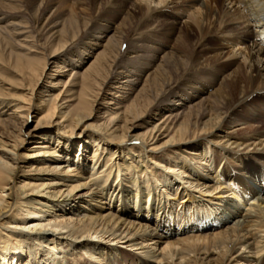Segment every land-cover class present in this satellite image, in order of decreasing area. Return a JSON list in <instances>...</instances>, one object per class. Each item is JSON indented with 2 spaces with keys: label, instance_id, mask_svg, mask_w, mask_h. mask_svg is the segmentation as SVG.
I'll list each match as a JSON object with an SVG mask.
<instances>
[{
  "label": "bare ground",
  "instance_id": "6f19581e",
  "mask_svg": "<svg viewBox=\"0 0 264 264\" xmlns=\"http://www.w3.org/2000/svg\"><path fill=\"white\" fill-rule=\"evenodd\" d=\"M88 1L74 0L64 16L52 18L56 11L45 6V0H37L36 21L32 22L22 0H0V125L7 131L6 116L22 120L21 126L10 122L13 135L0 129V264L38 263L33 260L36 256L31 259V248L24 245L28 240L50 243V250L55 251L59 240L48 227L68 229L67 242L102 264H113L116 251L85 236L126 239L130 246L141 249L152 244L154 249L146 256L160 262L174 261L175 257L187 261L192 253L212 256L220 250L213 258L215 264H230V253L238 245L262 253L264 120L257 118L260 124L252 127L250 135L222 144L223 149L230 143L247 151L253 148L251 154H238L239 166H222L216 145L228 135L213 132L225 128L242 103L257 99L264 104V0H132L125 8L116 5L108 10L104 0H95L97 7L87 9ZM43 7L51 13L37 21ZM171 9L188 12L183 26L181 15ZM167 37L173 41H159ZM5 74L18 77L13 88L23 91L21 98L9 94ZM44 78H54L49 82L53 88L49 93L38 90ZM101 91L110 99L105 103L108 116L94 113ZM35 108L42 115L34 128L55 124L57 130L65 131L39 128L44 132L31 135L33 129L24 126ZM96 117L104 118L103 122L95 125L89 137L80 142L67 137L82 121ZM206 117L207 121H201ZM136 128L144 129L135 133L134 140L147 147V162L140 147L128 140ZM30 136L45 140L35 141L29 147L33 152L22 154ZM201 136L204 143L190 150L180 146ZM161 138L165 141L159 143ZM34 155L42 157L26 161ZM159 159L175 164L173 171L212 192L218 188L215 183H228L235 195H242L243 200L251 197L261 211L243 215L238 210L241 202H237L224 208L219 221L199 215L197 224L195 220L192 225L174 228L172 222L181 225L186 216L189 222L195 209L164 217L168 203L161 196L178 194L172 192L177 183L167 174L153 175L163 180L168 189L165 194L149 183L142 186L138 178L132 186L122 185V177L118 184L107 183L114 169L119 177L124 170L132 176L147 175L149 169H156ZM216 164L223 167L211 179L217 182H200L205 179L200 171ZM82 188L87 191L78 194ZM187 196L181 204L189 200L195 203ZM96 200L105 206L92 207ZM25 206L27 213L22 212ZM105 207L106 213L98 211ZM43 211L50 214L47 223L38 219L28 223L26 214L31 212L38 218ZM232 216H242V223L239 219L240 224L227 225ZM150 220L162 232L148 234ZM10 223L16 224L15 229L4 232L3 227ZM26 225L31 231L19 229ZM49 258L46 260L51 264H66L54 256Z\"/></svg>",
  "mask_w": 264,
  "mask_h": 264
},
{
  "label": "rangeland",
  "instance_id": "374dc122",
  "mask_svg": "<svg viewBox=\"0 0 264 264\" xmlns=\"http://www.w3.org/2000/svg\"><path fill=\"white\" fill-rule=\"evenodd\" d=\"M37 0H22L23 4H24V11H25V14L26 16H28V20L32 19L31 21L32 22H35L36 21V18L33 19L34 17V10L36 9L37 5L40 3H36ZM39 1V0H38ZM74 0H45V3L44 5L45 6H49V7H52V10L53 9L56 11L55 12V15L52 17V18H55L56 15L58 14H63V16L66 14L65 10L66 8H68V5L70 3H72ZM124 1V2H123ZM120 0V1H116V0H104L105 2V6H107L105 8V10H108V9H115L116 8V5H120L121 8H123L124 6H128L130 3L129 1H132V0ZM121 2V3H120ZM182 2V1H180ZM179 2V3H180ZM108 4V5H107ZM98 5V4H96ZM95 5V0H89L88 1V4L86 5L87 6V9H90L94 6V9L95 7H97ZM183 5V3H180L179 6ZM46 8V7H43L41 8V11ZM125 8V7H124ZM127 9L125 10L126 13H124V16L125 14H127ZM170 11H172L173 14H177V15H181L180 16V19L179 21L181 20V26H183V22L186 21L187 19V15H188V12L186 11H180L178 12L177 10L174 9V11L171 9ZM48 11H46V9H44L42 12H41V15L40 17H37V21H41L42 20V17H47L50 15V11L47 13ZM86 13H91V11H86ZM123 16V17H124ZM183 16V17H182ZM108 20L110 19V15L107 16ZM29 20V21H30ZM111 21V20H110ZM114 24V22H113ZM170 38V39H169ZM172 39V40H171ZM165 40V41H164ZM162 40V38H160L159 41H162V42H172L173 41V38L172 37H167V39H164ZM167 40V41H166ZM197 38L193 41V42H196ZM192 43V42H191ZM167 46H170V43H165ZM235 65V63H234ZM220 74V73H219ZM5 76L7 78H5L4 80L6 82H4L5 84V87H8L10 88L9 90V94L10 95H16L19 96V98H21V95L23 93V91L19 90V89H16V88H13V86L15 87L16 86V83L14 82L15 79H17L18 77L13 75V74H5ZM67 77V76H66ZM63 78V77H62ZM222 78V76L220 77ZM54 80V78H47V79H43V81L41 82L40 86H39V92H42V93H49V91H52L51 87H49V82L51 80ZM8 83V84H7ZM47 83H48V86H47ZM12 84V85H10ZM57 89V88H56ZM49 90V91H48ZM56 92H58V90H56ZM103 93V94H102ZM105 92L104 91H101V95H99V99L98 101L95 103V108L94 109V113L96 115H101L103 116L105 114V112L108 110L107 107H105V103H107L108 101H110V99H105ZM11 99V98H9ZM36 102L38 103L39 101L36 100ZM112 108L113 106L115 105H111ZM10 113V112H8ZM110 112H107L105 115L108 116ZM42 115L41 111L38 109V108H35L30 117H28V122L26 123V125L24 126V129L26 130H31L33 129V132L31 133V135L33 133H41V132H44V131H40L38 130L41 126H37L36 128L35 125L39 119V117ZM104 115V116H105ZM6 116V115H5ZM150 117H155V114L152 113V116L150 115ZM159 116H156V118H158ZM7 120H6V124H7V131H6V128L1 126L0 125V129L1 130H5V132H7L6 134L9 136V135H13V134H10L13 130V128L10 126V122L11 124H13L14 122L17 124L18 122V125L21 126V119L18 117V116H6ZM106 118V117H105ZM260 119V120H264V104L259 102L257 99L256 100H252V101H246L244 103H242L241 105L237 106L236 107V111L233 113L232 117L228 119V121L226 122L225 124V128H217L215 130V132H213V134H216V135H228V137H222L223 138V142L216 145V148L219 150V154H217V156H221L220 158L221 159V163L223 164L222 166H224V164H226V167L227 166H239L240 163H238V160H237V156L238 154L242 155L243 153H248V154H251L253 153L252 150L253 148H250L248 151L245 149V147H242V146H236L235 144H229L227 147V149H223V143H227L228 139H230V141H233V140H239L240 139V136H243V135H250V132H251V129L252 127H257L259 126L260 123L256 122V120ZM103 119L104 118H91L89 120H85V121H82L75 129L74 131H69L71 134L70 136H67L68 138L70 139H74V140H77V141H81L83 138H87L90 136L91 134V131L93 130V128L95 129L97 124H100L103 122ZM209 119V117H206V118H203L201 121H207ZM144 120H152V119H149L147 117H145ZM259 121V120H257ZM56 126L55 124H53V126H45V127H42L40 129H44V130H55V131H58L59 133L65 131V130H57L56 129ZM94 126V127H93ZM142 130L144 129H141V128H136L134 131L130 132L129 134V139L128 140H131L133 141V143L135 145H137L138 147H140V149L142 150V154L144 156V160H146L147 162V159L149 160V155L145 148V146H143L142 143H140V141H137V140H134L136 139L135 138V133H138V132H141ZM14 131V130H13ZM67 131V130H66ZM261 131H264V124H263V127H262V130ZM9 133V134H8ZM82 133L81 135L82 138H78L79 135ZM208 134H205L203 136H207ZM130 137L132 139H130ZM9 138H13V137H9ZM204 138L201 136L199 138H196L195 140H192L188 143H184L180 146H182V149H187L189 148L192 149V147H194V145H196L197 143L200 144V143H204L205 140H203ZM38 140H41V141H44L42 138L41 139H38ZM37 138L33 137V136H30L28 137V142H26V144L24 145V147H22L21 149V153L23 154L24 152H33L32 150H30L29 147H31L33 145V143L35 141H38ZM227 140V141H226ZM160 142L159 143H162L163 141H165V138H161L159 140ZM228 141V142H230ZM115 146H117L118 144H114ZM142 145V146H140ZM213 145V144H212ZM120 146V145H119ZM223 151H222V150ZM226 151V152H225ZM147 152V153H146ZM162 152V151H161ZM160 152L159 156L162 157V153ZM89 153V152H88ZM183 154V153H182ZM186 156L188 157H194L193 155H189L187 153H184ZM183 154V155H184ZM184 155V156H185ZM228 155V156H227ZM174 156V155H173ZM42 156H37V155H34V156H28L26 159V161H30V162H33L35 161L36 159L38 158H41ZM90 157V155H89ZM164 161V160H163ZM156 163V162H154ZM169 163V164H168ZM167 164L165 162H162V160L159 159V163L157 162L156 164V169L154 171H151V169H149V172H147V175L146 174H143L141 176V174H135L134 176H132L131 174H128L127 171H121L119 174H120V177L118 176V173H117V170L115 171L114 169V172L113 174L111 175L110 178H108V184H118L120 182V178L122 177L123 179L121 180V184H127L129 186H132L133 185V181L135 178H138L137 182L139 184H142V186L146 185V183H149L153 188H159L160 192L162 191L164 194L166 192H168V189L166 186H164L162 183H163V180L161 178H154L156 176H158L159 174H167L169 178L171 179H174L175 182L177 183L176 186L174 187V189H172V192H176L178 194H173L170 196H161V198H163V202L166 201L168 204L167 206V211H165V213L163 214L164 217L166 219L169 218V215L173 212L176 214V215H179L180 212H185L187 210V212L189 211H193V209H195V214H193L192 218H190L189 222L187 221V216L185 219H183V223L180 224H175V222H172V227H180V228H184V226L187 224L188 225H192L195 220H197V216L199 215H202V217H204L205 215H207V219H213V220H218L219 221V217L221 216L223 218V212H224V208L227 207V206H230L232 207L233 205H236L237 202H241V205L240 207L238 208L239 213L241 212L243 215L247 214V213H252L253 215L254 214H257V212L261 211V208L262 207H258L256 205L257 202H255L253 199H250L248 197V199L244 198L243 200V196L242 195H235V193L230 190V186L228 183H219L217 182V179H215V181H212L211 182V179L213 176H215V171H217L218 173L223 169V167H219V164L215 165L213 168H205L203 170V172L200 171L201 175H204L205 176V179H201L200 182H205V181H209L211 183H215L216 185L218 184V188L216 189V191L212 192L211 188H207V187H203V186H198L199 184H197V182L195 181H192V179H188V177H183V175H181L179 173V171H176V170H172L171 167L172 166H175V164H171L170 162H168ZM151 164V163H150ZM171 164V165H170ZM201 164V163H198V165ZM153 165V164H152ZM166 165V166H165ZM201 166L202 168L204 167V165H199ZM263 167V165H262ZM264 168V167H263ZM125 172V173H124ZM123 173V174H122ZM151 173V174H150ZM155 174V176L153 177V175ZM158 174V175H157ZM104 175V173H103ZM139 176H141V178H139ZM151 176L153 178H151ZM166 176V175H165ZM118 177V178H117ZM23 178V177H22ZM105 178V176H104ZM106 179V178H105ZM114 179V180H113ZM150 180L149 182H147V180ZM162 180V181H159V180ZM209 179V180H208ZM156 180V181H155ZM107 181V180H105ZM151 182V183H150ZM106 183V182H105ZM232 187L234 186V184H231ZM178 186L180 187L178 189ZM223 186V188H222ZM225 186V187H224ZM62 187L64 189H66L67 186L65 185H62ZM228 187V188H227ZM176 189V190H175ZM170 188H169V192H170ZM47 191H52V189H48ZM87 191V188H82V190L78 191V194L80 193H83V192H86ZM232 192V193H231ZM6 194V193H4ZM189 196L193 199V201H195V203L192 202V200H189L188 203L186 201L185 204H181V201L184 200V196ZM187 196V197H188ZM100 200V199H98ZM98 200L94 201L93 204H92V207H98L99 205H101V207L105 206V204H102L100 203ZM123 202H121L120 204L123 206L122 204ZM190 204V208L188 207ZM120 205V206H121ZM188 205V206H187ZM152 206H150L151 208ZM193 207V208H192ZM258 207V208H257ZM24 211L22 210L23 213H27V208L26 206L23 207ZM192 208V209H191ZM170 209V210H169ZM55 212L56 210L58 209H55ZM96 210V209H94ZM99 212H102V213H106L108 211V209L105 207V208H102L100 210H98ZM90 213V212H88ZM190 213V212H189ZM188 213V214H189ZM90 214H93V213H90ZM49 213L47 212H41V216H39L38 218L34 216L33 213L29 212L28 215L26 214V217H27V221L28 223L32 222V220H35V219H38L40 220L41 222H44V223H47L48 221V218L50 216ZM226 215V214H225ZM239 215V214H238ZM259 215V214H258ZM217 217V218H215ZM260 217V215H259ZM264 217V216H263ZM235 218V219H234ZM135 219V218H133ZM240 219V222L242 223V220H243V217L242 216H232V217H229L228 218V223L227 225H237L238 223L240 224V222H238V220ZM260 220V219H259ZM262 220V219H261ZM200 220L198 219L196 221V224L199 222ZM210 220H208L207 223H210L209 222ZM223 221V220H222ZM145 221H143L144 223ZM155 222L153 220H150V227H148V234L153 232V233H159V232H162L161 230V227H156L154 226ZM185 224V225H184ZM200 224V223H199ZM153 225V226H152ZM222 226H220V228H225V225L224 224H220ZM152 226V227H151ZM16 227V224L15 223H10V224H7L6 226H4L3 228V231L8 233L9 231H11V229H15ZM2 227H0L1 229ZM38 228H41V227H38ZM52 227H48L49 230H54L56 232V237H57V240H59V243H58V246L56 247V250L55 251H51V244L50 243H35L33 242L32 240H28L26 243L24 242V245H26V247H29L31 248V251L34 253L31 257V259H33L35 256H36V259H33L34 261H39L38 263L36 262L35 264H51L49 263V261L47 262L48 259H51L49 258L50 255L51 256H54L56 257V259L58 260H62L64 263L66 264H102V263H99L97 262V260L93 259V258H90V256L88 254H85L84 252H81L79 249H74L73 248V245L68 243V239H70L68 236V229H60V228H52ZM19 229H24L26 231H31V228H29L28 225H26V227H19ZM33 229V228H32ZM41 229H44V228H41ZM152 230V231H151ZM254 232V230H253ZM261 235H264V232H261ZM84 239H88V240H91L93 242H96L98 243L99 245H102V246H106L107 248H110V249H114V251H116L114 254L115 256L117 257H114V259L116 258V260H113V264H129V262H131L132 260H134V262H136V264H215L216 261L213 260V258L217 257L218 254H220V250H215L214 251V254L212 256H208L205 255V254H200L196 255L195 254H191V258L190 256L187 257V261L185 260H181V259H177V257H175L174 261H172V259H170L169 261L167 260H164V261H158L157 259H153V258H149L146 256V253L147 251H149L150 249H154L152 248L153 245L151 246H146V248L144 249H141L140 246H130L128 243H126V239L125 240H113V238H107V236L103 237L102 234H98V235H91V236H85ZM128 244V245H127ZM160 245H157V247L159 248ZM155 247V251L158 250V248ZM160 252V250L157 251V254ZM121 253L123 254V257H130L132 258L131 260L129 259H125L122 257ZM230 254H232L230 257L229 255L226 256V260H227V257H229V263L230 264H264V251L262 253H259V254H255V252H252L250 251L249 248H243V246H237ZM205 255V257H204ZM25 257V255H24ZM207 257L210 259H207ZM30 257L27 256L26 258V261L29 259ZM47 258V260H46ZM137 258H139L140 260H138ZM195 258H198V259H201V258H204V260H201L199 262L196 261ZM208 260V261H207ZM183 261V262H182ZM205 261V262H204ZM204 262V263H203Z\"/></svg>",
  "mask_w": 264,
  "mask_h": 264
}]
</instances>
